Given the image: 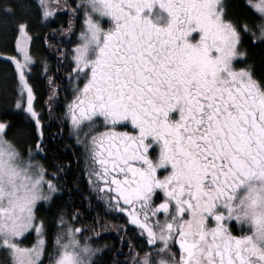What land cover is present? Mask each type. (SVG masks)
I'll use <instances>...</instances> for the list:
<instances>
[{"label":"snow or ice","instance_id":"6c2138e0","mask_svg":"<svg viewBox=\"0 0 264 264\" xmlns=\"http://www.w3.org/2000/svg\"><path fill=\"white\" fill-rule=\"evenodd\" d=\"M228 7L225 0H9L0 7V38L14 29L18 50L0 52L12 65L11 75L0 73V106L7 110L14 80L12 107L27 114L36 136L21 144L7 137L11 121L0 122V264H101L106 250L93 244L100 232L63 207L49 250L39 215L66 173L59 165L49 172L36 158L46 145L29 79L30 14L39 12L43 23L65 10L69 46L54 49L58 65L70 69L63 117L83 149L91 190L130 221L114 225L117 233L138 228L148 246L140 252L120 236L130 253L122 264H264L257 212L264 206V74L237 62L246 58L248 35L264 44V0H246L255 15L235 16ZM49 71L45 59L51 101L59 86Z\"/></svg>","mask_w":264,"mask_h":264},{"label":"trees","instance_id":"16d2710c","mask_svg":"<svg viewBox=\"0 0 264 264\" xmlns=\"http://www.w3.org/2000/svg\"><path fill=\"white\" fill-rule=\"evenodd\" d=\"M9 0H0V7L3 4L8 3ZM69 4L73 3V0H67ZM78 3L79 0H76ZM226 5H228V11L235 16L243 15L247 12L249 15H255L254 9H246V0H226ZM32 3H35V0H32ZM32 19V28L31 34L33 36V40L30 45L31 54L35 58V64L30 65L32 68L33 75L30 76V82L33 83L35 91H36V99L34 100V105L38 112H41L43 115L41 119L44 124V132H45V145L48 150V154L44 155L41 153L36 158L39 159L46 167L49 172H57V162H66L70 159L69 151L62 153L61 151H57L61 146L57 145L55 147L57 141L58 131V122L60 121V108L64 112L63 106L61 107L60 98L53 99L49 101V91L46 83L45 76L43 74V61L47 59L49 62V66L51 71H49L48 75L53 76L55 78L56 84L59 86L58 96H65L71 94L69 91V82H63L62 78H60L57 68H60L56 59L55 47H68L69 36L66 33L61 31V27L63 29H68V19L69 13L65 10L63 12L58 13L55 18L50 19L45 22H41L39 12L35 14H30ZM82 18V17H81ZM74 24L76 25V30H79V21L74 20ZM50 29H55L56 33L53 35L50 32ZM17 33L13 29L11 34L8 36L7 40L0 38V52L9 53L12 55L17 54V49L15 48V37ZM45 36H47V42L53 45V48H49L45 41ZM73 43L77 42V39H73ZM241 50H246V58H242V65L251 63L254 67V71L256 74L262 75L264 74V44H261L258 41H253L251 35H248L245 38L244 44L242 45ZM67 64V63H66ZM241 66V65H240ZM12 65L6 61L5 59L0 58V73L8 71L9 75H11ZM15 81L10 80L9 84V100H8V108L5 110L2 106H0V122L11 121V127L7 129V137L9 139H17L23 144L24 137L27 136L29 142L34 141L35 136V127L34 125L28 121L27 114L22 109H15L12 107L14 100L12 99L15 96L14 85ZM51 103L52 109L49 110L48 104ZM65 128V127H64ZM66 129V128H65ZM52 153V154H50ZM49 155V156H48ZM71 160V159H70ZM72 161V160H71ZM73 164V163H72ZM61 166L59 171L61 170ZM74 165L71 166L70 172H73ZM62 179V175H60V181ZM63 207L67 210L69 215L73 212V206L68 198L63 195H54V199L51 202V205H45L44 202H41L39 215L42 219L45 220V224L47 226V234L46 241L47 247L51 250L53 245V239L56 232V220L58 210ZM35 240L34 233L26 240L23 241L24 244H31ZM116 247H112L111 249L104 252L101 259V264H122L124 260H114V251ZM47 262L45 261V264Z\"/></svg>","mask_w":264,"mask_h":264},{"label":"flooded vegetation","instance_id":"af4514ba","mask_svg":"<svg viewBox=\"0 0 264 264\" xmlns=\"http://www.w3.org/2000/svg\"><path fill=\"white\" fill-rule=\"evenodd\" d=\"M108 19V17L104 18L105 27H107ZM239 61V58H237L238 64ZM66 63L67 62H65L63 66H60L58 71V74L60 78H62L63 82H69L66 78L67 73L65 72L64 74V66L65 71L70 70L68 64L66 66ZM58 98H60L61 107L63 106L65 112V105L71 99V94L68 95L67 98H65V96H58ZM59 120L58 128L60 129L58 131L59 134L57 135L58 143H56L55 147L57 148V145H60L61 147L57 149V151L59 150L62 153L69 151V156L72 161L69 159L66 162H57V164L63 169H61L62 172L66 173V175H62V179L57 185L62 189L61 193L58 195H63L68 198L73 206V211H79L80 216L76 218V223L82 226H90L95 228L97 232H100V237L98 239H94L93 244L97 247L106 249L104 252H107V250L112 247H116L113 256L114 260H125L130 255L126 242L122 247L121 240L119 239L120 236L126 235L131 237L132 243L140 252L146 251L148 246L145 241L137 235L138 228L129 227L126 232L121 231L117 233L114 225L126 223L130 224V221L125 219V214H111L110 209L107 208L105 202L100 198V195L91 190V186L87 178L88 173L83 149L76 142L75 138L69 134L70 125L66 126V124H70V121L68 122V120L64 119L63 113L60 115ZM49 152L45 149L44 155H47ZM65 164H70V167L65 168ZM73 165V172H70V168ZM97 220H99V223H97ZM105 221H107V223H105ZM101 225H103V227H101ZM232 227L235 232L239 226L233 223Z\"/></svg>","mask_w":264,"mask_h":264},{"label":"rangeland","instance_id":"374dc122","mask_svg":"<svg viewBox=\"0 0 264 264\" xmlns=\"http://www.w3.org/2000/svg\"><path fill=\"white\" fill-rule=\"evenodd\" d=\"M225 1H226V0H225ZM61 2H64V0H61ZM254 11H255V10H254ZM79 31H80V29H79V30H76V28H75V32H76V33H78ZM77 42H78V40H77ZM30 45H31V43H30ZM30 45H29V47H30ZM17 51H18V50H17ZM238 58H239V57H238ZM239 60H240V61H239V65L244 66V65H242V63H241V62H242V58H239ZM66 66H67V64H66ZM29 67H30V66H29ZM69 71H70V70H68V71L66 70V71H65V66H64V74H65V72L68 73ZM69 91L71 92L70 87H69ZM67 96H68V94H67ZM62 113H64V112L60 109L59 114L62 115ZM68 122H69V121H68ZM69 123H70V122H69ZM68 125H70V124L67 123L66 126H68ZM49 178H51V177H49ZM59 187H60V186H59ZM34 235H35V233H34ZM33 242H34V241H33ZM25 245H27V244H25ZM28 245H30V244H28ZM2 258H3V254L0 253V259H2ZM46 264H47V263H46Z\"/></svg>","mask_w":264,"mask_h":264},{"label":"clouds","instance_id":"9594fccd","mask_svg":"<svg viewBox=\"0 0 264 264\" xmlns=\"http://www.w3.org/2000/svg\"><path fill=\"white\" fill-rule=\"evenodd\" d=\"M246 195V193H245ZM262 195H264V193H262ZM257 212L264 215V206H261V205H257Z\"/></svg>","mask_w":264,"mask_h":264}]
</instances>
